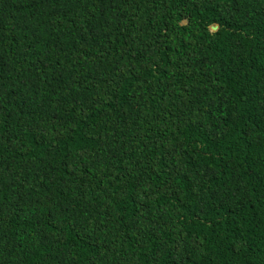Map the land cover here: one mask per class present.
I'll return each mask as SVG.
<instances>
[{
	"label": "trees",
	"instance_id": "16d2710c",
	"mask_svg": "<svg viewBox=\"0 0 264 264\" xmlns=\"http://www.w3.org/2000/svg\"><path fill=\"white\" fill-rule=\"evenodd\" d=\"M0 264H264V0H0Z\"/></svg>",
	"mask_w": 264,
	"mask_h": 264
}]
</instances>
